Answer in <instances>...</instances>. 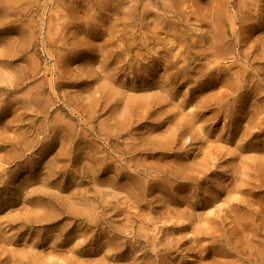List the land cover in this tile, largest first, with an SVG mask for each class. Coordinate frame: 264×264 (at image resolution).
Here are the masks:
<instances>
[{
    "label": "rangeland",
    "instance_id": "rangeland-1",
    "mask_svg": "<svg viewBox=\"0 0 264 264\" xmlns=\"http://www.w3.org/2000/svg\"><path fill=\"white\" fill-rule=\"evenodd\" d=\"M0 264H264V0H0Z\"/></svg>",
    "mask_w": 264,
    "mask_h": 264
}]
</instances>
